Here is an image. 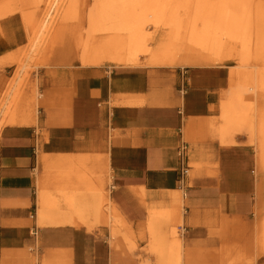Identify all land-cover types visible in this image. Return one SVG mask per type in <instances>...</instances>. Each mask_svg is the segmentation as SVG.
Masks as SVG:
<instances>
[{
    "label": "crops",
    "instance_id": "crops-1",
    "mask_svg": "<svg viewBox=\"0 0 264 264\" xmlns=\"http://www.w3.org/2000/svg\"><path fill=\"white\" fill-rule=\"evenodd\" d=\"M39 74L41 91L49 90L39 112H21V119L0 130V264H122L130 259L117 249L114 219L90 226L65 214L71 211L64 192L77 193L83 205L97 198L99 205L102 181L109 187L104 212L113 206L127 218L139 245L135 254L152 260L143 250V238L149 236L146 210H179L173 205L176 191L184 193L189 213L184 257L195 259L202 247L212 249L209 232L221 217L244 214L237 197L254 189L244 167L248 152L222 144L209 130L210 109L219 101L214 83L200 75L186 90L183 74L154 66L66 64L45 66ZM183 147L189 172L181 180ZM41 155H46L44 168ZM212 163L221 164L220 175L211 176ZM58 166L67 169V181L78 182L76 188L69 184L62 190L49 180L48 170L52 176ZM39 176L45 181L42 189H50L48 197L59 201L51 208L58 214L44 220Z\"/></svg>",
    "mask_w": 264,
    "mask_h": 264
},
{
    "label": "bare ground",
    "instance_id": "bare-ground-1",
    "mask_svg": "<svg viewBox=\"0 0 264 264\" xmlns=\"http://www.w3.org/2000/svg\"><path fill=\"white\" fill-rule=\"evenodd\" d=\"M16 1L19 8L6 4L0 9V18L21 10V0ZM28 1L39 12L45 11L39 32L50 27L54 11L58 14L66 2H69L67 9L72 7L71 0ZM41 4L44 7L41 8ZM88 23L86 35L81 40L80 61L84 66H101L107 62L135 65L142 55L148 57L149 66L164 68L195 67L210 65L211 61L235 59L237 67L231 71L230 87L221 94L220 112L225 122L214 130V136L230 144L235 134L249 132L250 141L255 142L259 150L258 164L264 165V104L259 102L264 99V0H98L89 11ZM2 24L0 22V27ZM161 25L169 29L167 38L151 48L148 28ZM14 84L3 85L0 81L3 88L0 113L9 123L17 122L16 109H13L17 103ZM254 94L261 105L257 110L253 108L254 101L250 100ZM188 131L185 138L189 141L192 136ZM45 157H40L43 168L46 167ZM39 177V217L44 220L59 201L48 197V192L42 189L44 177ZM62 195L69 210L77 213L79 218L85 219L86 210L98 207L97 198L92 204L83 205L75 192ZM172 198L173 205H185L183 192L176 191ZM116 212L112 206L108 211L110 218ZM59 214L62 215L60 211ZM179 217L184 219L180 211L172 217L168 209H152L148 215V235L157 264H194V259L183 256L178 241L169 240L162 230L164 220L174 221ZM175 233L171 228L170 234Z\"/></svg>",
    "mask_w": 264,
    "mask_h": 264
},
{
    "label": "rangeland",
    "instance_id": "rangeland-1",
    "mask_svg": "<svg viewBox=\"0 0 264 264\" xmlns=\"http://www.w3.org/2000/svg\"><path fill=\"white\" fill-rule=\"evenodd\" d=\"M97 1L71 0L72 7L69 9H67L69 2L65 1L66 6L64 8L61 7L58 14L54 11L53 18L50 19V27L40 32L39 25L44 17L45 11L39 12L35 5L28 0H21L20 11L18 9V11L0 18V22L3 23L0 27V81L3 85L15 82L13 91L17 97V103L13 107L14 110L16 109L14 116H20L19 118L21 119V112L36 115L42 106L41 104H44V100L48 98L49 90L41 91V87H43L40 83L41 79L39 74L41 68L45 66H62L66 64L75 66L82 64L80 61L82 54L81 40L85 37L89 27V11H91ZM6 4L19 8L16 0H0V9ZM40 7H44V4H41ZM51 24L53 25L51 26ZM168 31L169 29L166 26L161 25L158 28L149 26L148 32L151 34L149 47L154 48L162 40H166ZM183 52L181 51V53ZM211 62L213 63L210 65L176 67L171 68V70L174 72L178 71L184 75L183 77H185L187 82L186 90L190 87L188 83H193L191 79L196 76L199 77L200 75L202 76V80L215 84L213 87L218 91L219 101L216 107H211V113L214 115L207 120L210 121L208 124L210 132L216 135L214 130L218 129L225 122L220 112L221 94L223 90L227 91L229 89L231 71L237 67V62L235 59ZM149 65L148 57L142 55L138 60V64L135 65L107 62L101 66L113 68L116 66L144 67ZM44 87L46 88L47 86ZM0 89L3 95V88L1 86ZM250 100L254 101L253 108L255 110L261 108L260 104L262 102L264 104V99L260 100L259 102L261 103L258 104L256 94ZM262 108H264V105H262ZM7 119L5 116L0 118V130L4 124L9 123ZM248 133L235 134L232 136L230 144L221 141L222 144L248 152V160L244 167L248 173L250 172L249 176L251 180L253 179L251 186L254 183V189L252 190L251 188L243 198L239 195L237 197L238 211L242 210L244 214L237 213L233 217H221V222H215L214 226L217 227L210 229L211 232H209L210 237L213 238L212 249L206 250L205 247H202L194 259V264H264V165L261 167L258 164L257 153L259 150L257 144L250 141V135ZM217 138L219 139V137ZM200 167H202V163L193 168L200 169ZM211 167V176L220 175L222 171L220 163H212ZM193 168L190 170L191 176H193ZM63 169L66 168H60L58 166V170L52 176L49 169L47 174L49 180L53 178V182L57 183L59 185L58 187H62V190H65V187L69 184L71 187L76 188L78 182L72 180L67 181L66 178L69 173ZM72 171H75V169ZM179 177L181 179L180 174ZM100 185L101 187H98V191L102 199L97 209L93 212H85V219L79 218V215L75 212H69L74 217L73 219L84 221L90 226H97L101 222L114 219V223L119 228L113 230L112 235L121 238V240L119 238L116 245L117 249L121 252V256L130 258L124 260L122 264H157V257L151 248L150 235L143 238L147 245L143 250L147 249L145 250L146 254L153 255L155 257L153 260L149 256L142 257L140 254H135V251L136 253L138 251L139 245L134 239L135 236L132 230L127 229L129 226L127 218L118 212L113 214L114 217L112 215L110 218V215L104 212V194L109 192V187L108 185L106 186L105 181H102ZM185 186H183L184 189L182 190L184 192L186 191ZM94 188L95 185L93 187L91 186V190ZM46 190L49 194L50 189ZM185 206L183 204L179 210L172 206L168 210L172 212V217L180 211L185 216V221H187L189 220V213ZM146 211L148 215L151 212L149 209ZM176 219L174 221L172 219L164 220L162 230L167 234L169 240L175 239L176 242L178 241L177 246L182 251L183 238L186 237L188 231L185 228L186 225L190 224L184 223L183 217L182 219L180 217ZM171 228L176 231L174 235L170 234ZM91 229L93 230V228ZM132 241L133 243L130 246L129 243ZM124 249L128 252L127 254ZM198 256L201 259L197 258ZM189 263L191 264L192 262Z\"/></svg>",
    "mask_w": 264,
    "mask_h": 264
},
{
    "label": "built area",
    "instance_id": "built-area-1",
    "mask_svg": "<svg viewBox=\"0 0 264 264\" xmlns=\"http://www.w3.org/2000/svg\"><path fill=\"white\" fill-rule=\"evenodd\" d=\"M179 156H180V161H181L180 176L182 180L184 179L185 176L188 175V172H189V166L187 163V155H186L185 147L180 149Z\"/></svg>",
    "mask_w": 264,
    "mask_h": 264
}]
</instances>
